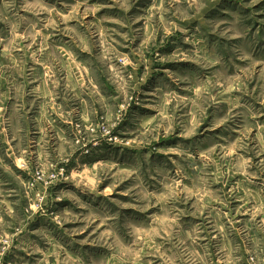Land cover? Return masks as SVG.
<instances>
[{
    "label": "rangeland",
    "instance_id": "obj_1",
    "mask_svg": "<svg viewBox=\"0 0 264 264\" xmlns=\"http://www.w3.org/2000/svg\"><path fill=\"white\" fill-rule=\"evenodd\" d=\"M0 264H264V0H0Z\"/></svg>",
    "mask_w": 264,
    "mask_h": 264
},
{
    "label": "crops",
    "instance_id": "obj_2",
    "mask_svg": "<svg viewBox=\"0 0 264 264\" xmlns=\"http://www.w3.org/2000/svg\"><path fill=\"white\" fill-rule=\"evenodd\" d=\"M205 258V257H204Z\"/></svg>",
    "mask_w": 264,
    "mask_h": 264
}]
</instances>
